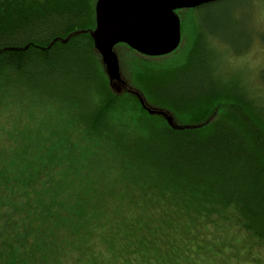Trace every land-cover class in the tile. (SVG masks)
Wrapping results in <instances>:
<instances>
[{
	"label": "trees",
	"instance_id": "1",
	"mask_svg": "<svg viewBox=\"0 0 264 264\" xmlns=\"http://www.w3.org/2000/svg\"><path fill=\"white\" fill-rule=\"evenodd\" d=\"M96 2L0 0V264H264V101L181 21L115 82Z\"/></svg>",
	"mask_w": 264,
	"mask_h": 264
},
{
	"label": "rangeland",
	"instance_id": "2",
	"mask_svg": "<svg viewBox=\"0 0 264 264\" xmlns=\"http://www.w3.org/2000/svg\"><path fill=\"white\" fill-rule=\"evenodd\" d=\"M177 17L185 24L181 43L199 28L205 30L208 42L217 50L218 64L226 72L224 79H239L253 99L264 101L260 79L264 70V0H227L206 9L179 10ZM119 48L116 45L113 51L123 70Z\"/></svg>",
	"mask_w": 264,
	"mask_h": 264
},
{
	"label": "water",
	"instance_id": "3",
	"mask_svg": "<svg viewBox=\"0 0 264 264\" xmlns=\"http://www.w3.org/2000/svg\"><path fill=\"white\" fill-rule=\"evenodd\" d=\"M220 0H97V24L91 36L109 77L122 85L114 46L127 45L134 52L162 57L180 43V21L175 14Z\"/></svg>",
	"mask_w": 264,
	"mask_h": 264
},
{
	"label": "bare ground",
	"instance_id": "4",
	"mask_svg": "<svg viewBox=\"0 0 264 264\" xmlns=\"http://www.w3.org/2000/svg\"><path fill=\"white\" fill-rule=\"evenodd\" d=\"M178 46H179V45H178ZM178 46H177V48H178ZM177 48H176V49H177ZM176 49H175V50H176ZM167 55H168V54H167ZM164 56H165V55H164Z\"/></svg>",
	"mask_w": 264,
	"mask_h": 264
}]
</instances>
